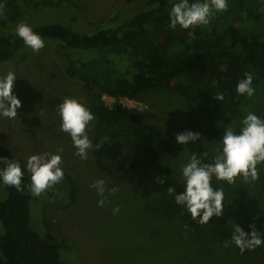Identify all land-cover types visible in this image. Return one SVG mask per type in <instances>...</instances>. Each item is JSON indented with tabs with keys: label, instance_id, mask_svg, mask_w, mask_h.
Segmentation results:
<instances>
[{
	"label": "trees",
	"instance_id": "16d2710c",
	"mask_svg": "<svg viewBox=\"0 0 264 264\" xmlns=\"http://www.w3.org/2000/svg\"><path fill=\"white\" fill-rule=\"evenodd\" d=\"M172 2L148 0L123 18L94 24L68 0H0V69L18 52L31 50L14 35L18 23L30 24L45 45L55 44L65 52V74L85 89L88 96L81 102L95 117L86 129L93 144L88 159L74 155V163L60 153L62 167L68 169L56 185L63 182L67 186L68 202H52L57 197L50 189L40 196H49L46 206L66 208L74 202L78 182L87 188L90 181L104 179L107 187L119 189L109 197L111 203L129 199V207L135 202L140 206L128 218L148 216L145 240L153 254L151 261L264 264V246L241 253L231 243L230 223L239 224L245 232L254 225L264 234V167L258 166L255 182L238 178L228 185L213 180L214 188L224 190V214L198 224L167 194L171 185L182 192L183 182L159 165L169 146L164 131L121 102L172 90L184 102L190 128L200 133L203 143L216 147L224 130L239 133L249 112L264 118V0H228L227 11L213 12L208 25L187 30L169 28ZM246 72L252 74L256 89L251 98L235 91ZM218 93H223V101L214 99ZM103 96L115 101L107 106ZM36 121L45 131L60 132V124L55 129L49 116L45 122L40 117ZM61 138L51 146L41 145L36 154L52 148L65 150L72 144L67 134ZM29 153L13 152L0 143V157L19 160L22 166ZM216 154L213 150L201 156L211 163ZM88 161L87 171L96 173L89 183L82 171ZM157 179L165 183L157 186ZM22 185L23 191L18 192L0 184L4 189V197L0 195V264H65L60 251L69 249L70 243L65 238H41L31 228L30 205L38 199L30 190V174L25 173Z\"/></svg>",
	"mask_w": 264,
	"mask_h": 264
},
{
	"label": "rangeland",
	"instance_id": "374dc122",
	"mask_svg": "<svg viewBox=\"0 0 264 264\" xmlns=\"http://www.w3.org/2000/svg\"><path fill=\"white\" fill-rule=\"evenodd\" d=\"M68 1L78 8L87 21L103 24L116 16L125 17L133 9L142 7L148 0ZM67 65L65 52L55 44H47L38 53H33L32 50L26 53L18 52L1 67L0 74L8 70L16 73L17 80L14 82L13 93L20 99L21 107L17 109V118L12 120L0 118V143L13 152H30L29 157L36 154L41 145L46 147L51 146L53 142L62 141L63 132L45 131L36 120L40 117L41 122H45L46 116H49L50 123L57 129L60 124L58 102H62L64 97L79 101L87 98V92L82 85L76 79L66 76ZM175 85L173 81L172 87ZM145 97L140 100L121 99V102L164 131L169 146L166 157L159 165L182 179L180 170L188 162L191 152H197L202 158V154L216 151L220 145L216 147L210 143L205 144L201 139L195 145L192 142L187 145L177 144L175 140L177 134L194 132L188 125L187 112L181 97L172 90ZM102 99L107 106L113 103L109 96H103ZM50 105L53 106L49 109ZM70 146L61 154L71 162L75 159V149ZM52 150L54 152L50 150L47 152H56L53 148ZM25 159L27 160V156ZM73 162L75 163V160ZM77 163H80L78 159ZM89 163V161L85 163L82 170L87 183L96 174L94 170L87 171ZM70 165L74 166L73 163ZM67 169V166L63 167L64 171ZM107 181L110 182L109 179ZM155 184L159 186L158 183ZM75 186L78 193H75L74 202L69 207L46 206V200L50 199L47 194L36 197L38 201L31 202L30 205V226L41 238L47 236L55 239L65 238L70 243L69 249L60 251L61 260L65 264H177L168 258L160 261L150 260L153 254L145 240L150 226L148 216L135 214L128 218L134 209L140 207L137 202L134 207H129L132 206L128 203L129 199L124 201L120 199L118 201L120 204L111 203L109 200L104 207H98L97 200L100 198L94 194L95 189L89 186L86 188L79 182L78 188L77 184ZM159 188L161 186L155 187L154 191ZM50 190L57 197L52 202L59 205L68 202L67 186L63 182ZM1 192L4 197L2 186L0 195ZM115 207L121 209L117 216L112 214ZM174 253L176 254L175 251Z\"/></svg>",
	"mask_w": 264,
	"mask_h": 264
},
{
	"label": "clouds",
	"instance_id": "9594fccd",
	"mask_svg": "<svg viewBox=\"0 0 264 264\" xmlns=\"http://www.w3.org/2000/svg\"><path fill=\"white\" fill-rule=\"evenodd\" d=\"M227 8L228 0H173L168 11L169 28L187 30L206 26L213 12H224ZM14 35L33 53H38L45 47L42 37L26 22L15 26ZM16 80V73L12 70L0 74V118H17L21 101L13 93ZM252 82V74L246 72L236 85L237 95L253 97L256 89ZM214 99L223 101L225 97L223 93H218ZM57 113L60 118V131L70 137L76 150L74 155L81 160H87L93 144L86 129L95 118L93 113L81 101L69 97H64L57 105ZM241 124L239 133L230 129L224 130L220 146L216 149L217 154L211 163H205L197 152H191L188 162L180 170L182 192H176L172 185L167 188V194L173 198L174 203L198 224H207L211 218H220L224 214V190L222 187L214 188L213 180L223 181L228 185L234 184L238 178L245 183L255 182L259 178L258 166L264 167V118L249 112ZM200 138V133L186 131L177 134L175 140L179 145H187L189 142L195 145ZM95 147L99 149V145ZM62 152L63 149L58 148L56 153L30 155L23 166L19 160L0 157V184L13 187L18 192L23 191L22 179L28 173L31 193L39 197L64 179L63 159L60 155ZM156 182L163 185L165 180L157 179ZM89 187L95 189L100 198L97 200L98 207H104L109 202V197L119 191L118 188L107 187L104 179H96ZM120 211L119 207H115L112 214L117 216ZM230 223L231 243L241 253L264 246V234L256 231L254 225L249 226L250 232H245L239 224Z\"/></svg>",
	"mask_w": 264,
	"mask_h": 264
},
{
	"label": "built area",
	"instance_id": "2783aa9c",
	"mask_svg": "<svg viewBox=\"0 0 264 264\" xmlns=\"http://www.w3.org/2000/svg\"><path fill=\"white\" fill-rule=\"evenodd\" d=\"M111 98V97H110ZM113 99V98H112ZM115 100L113 99V102H114Z\"/></svg>",
	"mask_w": 264,
	"mask_h": 264
}]
</instances>
